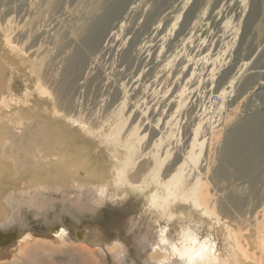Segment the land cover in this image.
Here are the masks:
<instances>
[{
  "label": "rangeland",
  "instance_id": "1",
  "mask_svg": "<svg viewBox=\"0 0 264 264\" xmlns=\"http://www.w3.org/2000/svg\"><path fill=\"white\" fill-rule=\"evenodd\" d=\"M107 3L115 8L110 17L114 25L106 32L101 50L94 53L82 43L75 28L85 20L84 14L91 8L97 15L105 13L101 5ZM160 3L153 0H0V124L44 126L46 130L57 129L62 134L63 129L70 130L68 124L74 126L77 119L80 132L72 130L70 135H74L78 143L89 141L80 142V135L92 130L94 138L114 151L109 160L111 165L98 166L96 171V179L104 175L103 179L107 180L103 193L96 191L98 198L104 201L95 200L96 205L102 206L106 218L113 216L119 220L122 217L121 221L132 223L130 227L137 240L142 230L144 236L141 237L147 242L154 239L147 226L150 221L155 223L157 234L159 228L165 239L176 242L178 248L182 250L187 246L191 250L187 254L195 257L192 264H238L243 258L235 248V237L246 240L243 244L247 256L256 255L264 264V251L257 245V236L241 230L240 226L243 215L251 218L264 205V177L250 172L253 161L248 150L250 140L248 136H238L245 128V114H264V87L258 84L264 81V21L260 28L255 24L251 27V22L246 24L255 3L257 8L264 9V0H187L180 9H177L179 0H161ZM142 20L145 24L141 25ZM121 38L125 39V45L118 48V53L137 43L140 44L138 55L131 60L127 58L117 79L109 77L114 84L110 94L102 97L100 107L104 110L97 111L92 120L87 118L86 112L75 115V110L71 114L73 118L59 112L60 105L49 94L53 93V88L44 77L50 51L70 41L84 58L100 69L104 55L115 48ZM240 45L243 49L255 48L237 57ZM135 102L134 107L131 103ZM84 104L81 99L75 106L81 109ZM236 105V114L229 116L226 111ZM227 119L233 124L225 127L223 122ZM230 150L235 152L229 155ZM47 155H44L48 159L46 166L56 163L54 156ZM154 160L161 165L158 163L155 167ZM134 164L147 165L154 172L129 182V177L135 173ZM49 171L52 172H49L50 178L62 176L59 168ZM21 172L20 177L0 189L4 197L7 196L6 201H0V209L8 212L7 219L15 217L19 202L26 205L59 203L65 195L73 194L74 199H83L82 191L68 193L59 189L58 193V188L48 189L46 181L28 182L26 172ZM18 179L20 186H16ZM59 180L51 179V183H66L63 178ZM60 182L62 184H58ZM165 183H175L179 195L184 183L192 184L191 187L200 184L206 193L216 194L218 201L211 203L207 194L200 198V209L205 208V204L208 206V214L202 216L201 211H191L186 206L193 199L191 194H187L188 203L184 204L169 196V212L162 213L163 208L153 207L150 200L153 194L158 193L161 199L166 196L162 187ZM239 188L246 189L251 198L254 206L250 210L234 206L232 200H238L235 194ZM257 191L263 194L256 195ZM180 212L186 217L181 218ZM170 214L175 215L170 217ZM2 218L0 216V223ZM183 224L191 237L181 242L176 231L179 232V225ZM34 225L41 227L38 221ZM44 240H30L24 254L19 255V264H65L73 258L78 261L75 264H96L76 243ZM147 251L151 253L150 248ZM163 251L169 261L173 253L166 247ZM1 252L0 263L5 257ZM99 253L97 260L105 263L104 253Z\"/></svg>",
  "mask_w": 264,
  "mask_h": 264
},
{
  "label": "bare ground",
  "instance_id": "2",
  "mask_svg": "<svg viewBox=\"0 0 264 264\" xmlns=\"http://www.w3.org/2000/svg\"><path fill=\"white\" fill-rule=\"evenodd\" d=\"M186 1L187 0H179L180 6L175 7H177V9H180L181 6L186 3ZM154 2H157V4L161 5V0H153V3ZM256 5L257 4L255 3L254 11L248 18L246 24L251 22V27H253V25L255 24L260 28V26H262L261 22L264 21V9H260V7L257 8ZM101 6L103 10L106 11L105 13H100V15H97V13L95 14L94 12H91V10L93 9L91 8V10H89L90 12L84 14L85 20L79 23L75 28V31L81 37L82 43L94 53L101 50L106 32L114 25V21H111L110 17L111 15H113L115 8L109 6L108 3ZM175 7L174 9L177 10ZM97 17V20H92V18L96 19ZM144 22L145 21L142 20L140 22L141 25ZM250 37H252V35ZM124 42L125 39L121 38L115 48H113L107 55H104L105 58L102 62L103 67L100 69L97 68L96 64L84 58L70 41H65L61 46L55 47L54 50L50 51L47 59L48 70L47 74L44 77L47 82L49 81L53 88V93L49 94L53 96L54 102L60 105V107L58 106L59 112H64L63 114H66L67 118L72 117L71 114H73L72 112L75 110V115H77V112H86L85 115L87 116V118L89 120H92L96 117L97 111H100L101 109L104 110V108L100 107L101 102L103 101L102 97L110 94L112 85L114 84L112 78H118L119 73L128 61L127 58L131 60L138 55L137 48L139 49L140 44L137 43L131 44V47L125 48L126 51H122L123 53H118V50L121 49ZM254 48L255 47L250 46L243 49L242 45H240L235 56H245ZM109 77H112L111 80H109ZM260 78L262 77L260 76ZM258 84L261 87H264V81H260L258 82ZM81 99H83L85 102L84 106L80 107L81 109L76 108L75 105H77V103H80ZM136 103L137 102L131 104L132 106H136ZM237 109L238 106L236 105L226 112H228L230 116L231 114H236ZM244 117L245 128H243V131L238 134V136H248L250 140L248 150L251 157H253V161L251 160V167L249 170H251L250 172L253 176L262 175L264 177V114L248 112ZM52 118L59 117L52 116ZM75 122L76 123L74 126L68 124V129L70 130H66L65 128L63 129L64 132H61L62 134H60V131H57V129L46 130L44 126L27 125L23 127H9L0 124V189L6 188L7 186H5V184H9L12 180H14L13 178L20 177L22 175L21 171H25L26 173L24 175L26 177L28 175L29 178L28 182H33L36 179H38L39 181H46V187H48V189L51 187L54 190L55 188H58L56 189V192L58 193L59 189L68 193L77 190L83 192V199H79V201L76 200L77 198L74 199L76 196L72 197L74 195L73 194L71 197L65 195V199L62 200L63 202L60 201L59 203H56V201H54V203L51 202L50 204L49 202L47 204L42 203L43 205H39L35 201V203L32 205L30 203L29 205H26V202H19L21 199L19 198V200H17V202L19 203H17L15 200V202L18 204L15 217L10 219L8 218L9 220L7 219L8 212H6V210L3 211L0 209V216H3L2 219L4 220V222H2V220L0 223V225H3L2 227H0V252L2 250L3 252L1 253H4L5 256L1 260L0 264H19V255L24 254V248L25 246H27L26 244L29 243L30 240L32 241V239L35 238H42V240L49 239V242L52 243H63L65 241H69V244L70 242L76 243L79 249H84L87 254L95 259L96 264H100L101 262H103H100L101 259L99 261L97 260L98 256L100 255V251H102L105 256V259H102L105 261V263L103 262L104 264H179V257L174 255H170V260L166 261L165 253L163 251L165 246L158 245V238L161 229L159 231L158 228L157 234V230L154 228V226H156L155 223H151V221L149 220L150 224L149 226H147L149 227L148 231L151 232V234L154 236V239H152V241L150 240L151 242H147V239L144 240L141 237L144 236L141 230L137 234L138 237L140 236L138 239H142L141 241H139L137 240L136 235L132 233V228L130 227L132 223L125 222L124 219V221H121L122 217L120 218L121 220H117L116 217L114 218L113 216L106 218L103 209H101L102 206L99 207L98 205H96L95 200H98L100 202L104 201L103 198H98V196L100 195L96 194V191L98 190L99 194L103 193V187H107V180L103 179L104 175H102L99 179H96V171L99 168L98 166L109 167L111 165V161L109 160L112 159V154L114 153V151L112 150L111 146H108L103 141L94 138V133L92 132V130H87L86 133H81L82 135H80V139H82L80 142H85L87 141L86 139H89V141H87L85 144L78 143V139L75 140V136L70 135L72 130L80 132V127H78L79 125L77 126V119H75ZM223 124L225 125V127H228L233 124V121L227 119L223 122ZM175 133L176 132H173V134ZM212 138L213 137H211V142ZM151 146L154 147V144H151ZM49 152L51 153L50 155ZM234 152L235 150H230L229 155H232ZM46 154H48L47 156L49 157L54 156L55 160H57L56 163L54 161L53 165L46 166L48 162L47 157H44V155ZM39 157L40 159H38ZM158 163L159 162H157L156 160L153 161L155 167ZM134 167L135 168H133V170L135 171V173L129 177V182H135L138 178H145L146 176H149L150 174H152V172H154L150 167L144 164H138L137 166L136 164H134ZM53 168H59L62 176L50 178L49 169ZM37 176L38 178H36ZM62 178L64 179V182H66L65 184H62L60 182L58 184L62 185H55V181L51 183V179L59 180ZM18 183L19 185L16 186H20L21 182H19V179ZM191 185L192 184L184 183L181 187V194L179 195L176 192L178 187H176L175 183H172V185L165 183L162 185V187L166 191V196L161 199L157 195L158 193L153 194L150 203L153 207H158L159 209L163 208L162 213L166 212V214H168V201L170 200V198L178 199L179 204H184V202L187 201V194H191L193 196V199L189 201V204L186 206L191 208V211H201L202 216H206L208 214V206L205 204V208L201 210L200 202L198 200L209 195L211 198V203H216L218 201V198L216 197V194L210 195L206 193V190H204V188L200 184H196V187H191ZM38 186L40 187V184H38ZM258 187L260 188V186ZM43 188L40 191H42ZM19 189L16 191H19ZM256 190L259 189L256 188ZM245 191L246 189L241 188L239 192L235 194L239 197V201H232L236 208H246V210H250L254 205L251 204V198H248ZM260 193H258L257 191L256 195ZM262 194L263 193H261L259 196H261ZM9 195L10 194H8V197H10ZM19 195L16 196L18 197ZM104 195L107 196V194ZM5 197L7 196L5 195ZM5 197L4 193L0 192V201L2 199L3 202L6 201V199H4ZM8 200L13 201L14 198H9ZM30 200H27V202H30ZM47 200H45V203ZM122 200H124V198ZM10 201H8V203ZM12 203L15 204L14 202ZM25 205L27 206V209L24 208ZM40 215L42 216L39 218ZM174 215L175 214H170V217ZM251 215H253V213ZM33 216L35 217L34 219ZM180 217L184 218L186 217V214L181 213ZM35 221H38L41 224V227H35ZM240 221L241 230L253 232L254 235L257 236L258 247L261 249V251H264V205H262L261 208L257 210L251 218H246V216L243 215ZM156 224L158 223L156 222ZM180 225L179 232L176 231V233L180 236H182V234H186L187 237H191V235L188 233V227L184 224L181 227ZM157 227L158 226H156V228ZM155 238L157 239L156 242H154ZM234 241L236 250L242 253L241 258H243L239 260L238 264H261V261L255 258L256 255H250V257L245 254L244 248L246 247V245L243 243H245L246 240H239L235 237ZM147 247L151 249V253L147 251ZM185 248L188 249V252L191 251L187 246ZM72 261H74V263ZM77 262L78 261L73 258L70 263L65 264H75Z\"/></svg>",
  "mask_w": 264,
  "mask_h": 264
},
{
  "label": "snow or ice",
  "instance_id": "3",
  "mask_svg": "<svg viewBox=\"0 0 264 264\" xmlns=\"http://www.w3.org/2000/svg\"><path fill=\"white\" fill-rule=\"evenodd\" d=\"M2 226L3 225H0V227ZM187 239L188 237L186 236V234H182L181 242H184ZM158 245H164L166 247V250H170L174 256L179 257V264H191V261L195 258L194 256H190L187 254L188 253L187 248L181 250L180 248L177 247L176 242L165 239L163 232L159 234Z\"/></svg>",
  "mask_w": 264,
  "mask_h": 264
}]
</instances>
